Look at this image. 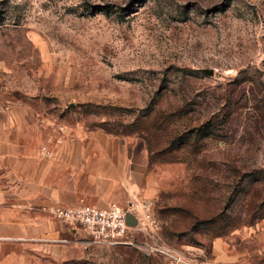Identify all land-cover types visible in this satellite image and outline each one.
Returning <instances> with one entry per match:
<instances>
[{"label":"rangeland","instance_id":"obj_1","mask_svg":"<svg viewBox=\"0 0 264 264\" xmlns=\"http://www.w3.org/2000/svg\"><path fill=\"white\" fill-rule=\"evenodd\" d=\"M17 101L44 136L143 144L160 245L216 264L221 239L264 264V0H0V104ZM63 225L51 252L0 248V264H168L139 235Z\"/></svg>","mask_w":264,"mask_h":264},{"label":"crops","instance_id":"obj_2","mask_svg":"<svg viewBox=\"0 0 264 264\" xmlns=\"http://www.w3.org/2000/svg\"><path fill=\"white\" fill-rule=\"evenodd\" d=\"M41 126L32 103L0 104V248L5 255L17 256L22 247L51 252L66 235L51 214L56 207L105 210L113 203L154 201L157 188L142 143L102 133L44 136ZM232 247L214 241V262L239 264L243 255Z\"/></svg>","mask_w":264,"mask_h":264},{"label":"built area","instance_id":"obj_3","mask_svg":"<svg viewBox=\"0 0 264 264\" xmlns=\"http://www.w3.org/2000/svg\"><path fill=\"white\" fill-rule=\"evenodd\" d=\"M42 151L48 154L45 147ZM51 214L59 222L81 229L94 243L118 246L127 244L132 235H139L144 240L141 244L144 252L147 255L164 256L168 264H210L202 261L204 254L199 248L176 251L159 244L160 223L152 200L136 199L128 202L125 207L113 203L105 210L89 205L56 207ZM128 214L135 220L133 227L127 224Z\"/></svg>","mask_w":264,"mask_h":264},{"label":"water","instance_id":"obj_4","mask_svg":"<svg viewBox=\"0 0 264 264\" xmlns=\"http://www.w3.org/2000/svg\"><path fill=\"white\" fill-rule=\"evenodd\" d=\"M205 73H206L207 75H209V76L212 75V71H205ZM126 220H127V224H128V226L133 227V226L135 225V220L133 219V217H132L131 215L128 214V215L126 216Z\"/></svg>","mask_w":264,"mask_h":264}]
</instances>
